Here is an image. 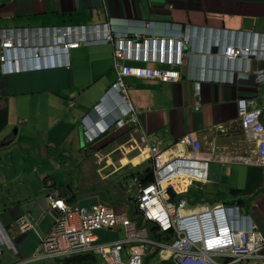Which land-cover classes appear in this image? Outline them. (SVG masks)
Here are the masks:
<instances>
[{"label":"crops","instance_id":"obj_1","mask_svg":"<svg viewBox=\"0 0 264 264\" xmlns=\"http://www.w3.org/2000/svg\"><path fill=\"white\" fill-rule=\"evenodd\" d=\"M109 18L116 19L123 30L142 29L144 22H152L160 25L161 35L189 37L191 44L185 43V49L191 51L193 47V56L178 68L180 81L129 78L130 102L140 113L142 131L148 133L151 149L164 151L166 157L187 153L183 139L190 132L196 133L203 151L212 153L214 159L209 182L194 184L190 190L208 188L218 195L216 204L231 198L230 203L239 205L240 212L249 215L264 235V166L243 160L245 156L255 158V142L245 135L237 109V101L242 98L247 99L250 109L260 107L264 83L251 75L258 76L264 70V61L248 57L226 67L214 55L218 48L211 56L205 48L208 41L218 38L217 34L226 44L256 46L264 35V0H0V29L26 31L30 37L23 49L40 50L42 59L36 65L51 66L0 74L3 224L10 227L23 214L37 217L54 189L69 202L85 207L105 202V190L116 211L132 212L125 197L107 188L112 182L109 178L119 172L132 175L137 182L135 167L145 163L149 168L148 151H131L132 139L138 142L141 133L132 124L113 127L94 143H90L85 127L84 140L80 134V125L88 122L85 118L97 107L111 117L125 114L119 95L110 92L116 82L113 48L91 44L66 51L56 41L67 29L74 31L69 41L101 39L98 27ZM83 27L95 33L90 29L84 37ZM201 49L206 55H200ZM261 121L264 125V114ZM103 124L98 125L102 129L89 128L100 132L106 129ZM17 129L22 135L12 139ZM47 181L53 186H46ZM233 190L242 194L233 195ZM188 194L189 203L197 204L198 200ZM54 220L49 215L35 231L16 235L20 257L39 254V239L52 229ZM97 236L100 241H109L122 238L123 233L103 230Z\"/></svg>","mask_w":264,"mask_h":264},{"label":"built area","instance_id":"obj_2","mask_svg":"<svg viewBox=\"0 0 264 264\" xmlns=\"http://www.w3.org/2000/svg\"><path fill=\"white\" fill-rule=\"evenodd\" d=\"M159 27L152 22H144L142 29L123 30L116 19L109 18L98 27L101 28V39L81 37L78 42H61L66 50L79 44L112 46L116 82L111 91L119 95L126 108L125 114L117 117L113 125L123 128L132 124L141 133L138 142L132 139L134 147L131 151L141 153L143 148L148 151L153 182L144 184L138 180L127 184V193L134 199L131 213L118 212L103 202L85 207L79 203H68L58 192L50 194L47 205L37 217L23 214L9 228L0 221V264L5 252L20 255L16 235L35 231L49 215H54L55 222L52 229L39 239L42 253L34 252L18 264L88 253L100 257L102 261L99 264H143L144 259H147L146 264H264V235L249 215L240 212V207L224 203L188 207L190 203L183 195L194 184L209 182L210 163L214 159L212 153L203 151L197 134L190 132L184 137L187 153H172L165 159L164 151L151 149L150 137L142 131L140 113L129 99L127 80L177 83L181 79L178 68L193 56V47H190L191 51L185 49V43L191 44L188 36L161 35ZM90 29L83 28V32ZM69 35L64 33L65 37ZM29 37L23 30L0 29V65L6 62L11 51L23 48ZM220 41L217 38L216 45L220 46ZM28 49L32 50V56L40 57V50ZM217 55L224 60L226 67L248 57L264 61V42L256 46L225 43ZM20 70V66L15 69ZM7 71L14 69L7 68ZM257 81L264 83V70L259 73ZM237 109L245 135L255 142V158L245 156L243 160L264 166V125L261 121L264 106L250 109L247 99L242 98L237 101ZM177 179L187 181L185 190L177 189ZM51 184L49 181L48 185ZM103 230L123 233V236L100 241L97 232ZM152 248L155 253L149 257L148 251Z\"/></svg>","mask_w":264,"mask_h":264},{"label":"clouds","instance_id":"obj_3","mask_svg":"<svg viewBox=\"0 0 264 264\" xmlns=\"http://www.w3.org/2000/svg\"><path fill=\"white\" fill-rule=\"evenodd\" d=\"M122 24H124V20H123V23ZM119 27H120V25H118ZM84 28V27H83ZM88 29V28H87ZM63 30V29H62ZM93 31V33H95V31H94V29L92 30ZM72 32H74V31H71V29H67V31H65V30H63L62 31V34H60L58 37H56V41H57V43H58V47L59 48H61V49H63V50H66L65 48H64V46H63V44H61V42L63 41V42H74V41H76V42H78V41H81V40H74V41H69L68 40V38H70L71 37V34L70 33H72ZM82 32H83V29H82ZM64 33H69L70 35L69 36H67V37H65L64 36ZM77 35H81L80 33H76ZM83 36H86V33H84V35ZM216 37H220L218 34H217V36ZM263 38V39H262ZM216 39L217 38H215V39H211L210 41H208L207 43H206V45H205V48H207L206 50H208L209 52H210V56H211V54H213L214 52H213V49H215V48H218V50H217V53L216 54H214L215 56H217L218 57V53L220 52V48L223 46V45H225V42H224V40L223 39H221L222 41H220V46H218V45H216ZM62 42V43H63ZM264 42V35H261L260 36V38H259V43H263ZM82 45H84V44H79V45H77L76 47H74V48H70V49H77V48H79V47H81ZM109 45V44H108ZM27 49L28 48H24V50H23V48H21V50H23L24 52H22V53H14V52H10V54H8L7 56H6V62L3 64V65H0V74H2V75H9V74H12V73H20V72H24V71H37V70H44V69H48V68H51V66L50 65H42V66H38V65H36V62L39 60V59H42V57H41V52H40V57L39 58H36L35 56H32L31 55V53H32V50H30L29 52H27ZM210 49V50H209ZM29 50V49H28ZM14 51V50H13ZM67 51V50H66ZM200 51V50H199ZM201 56H202V54L203 55H206V53H204V49H201ZM224 61V60H223ZM17 66H20L21 68H22V70H20V71H15V69L17 68ZM7 68H10V69H14V71H12V72H9V71H7L6 72V69ZM179 71V70H178ZM244 76H248V75H246V74H244ZM257 78H258V76H257ZM110 92H113V91H110ZM114 93V92H113ZM260 107H262V106H260ZM99 116H101L100 118H99ZM120 115H112V117L111 116H108L102 109H101V107H97L96 109H94V110H92L91 111V114H89L85 119H87L88 118V122L87 123H85V124H83L82 123V125L86 128V131L88 132V138L90 139V138H93V140L91 141L90 140V143H94V140L96 139V138H98L101 134H103V133H106L105 131L106 130H108V129H110V128H113V127H115L113 124H114V122H115V119L117 118V117H119ZM104 120H107V121H104ZM104 123L103 124V127L104 126H106V129H103V131L101 130L100 132H97V131H95V130H92V129H90L89 128V125H91L92 126V128L93 129H96L97 127H99L98 125L100 124V123ZM22 124V123H21ZM85 128H84V131H85ZM99 129H102V127H99ZM20 131V130H19ZM148 158V157H147ZM150 162H151V168H152V161L151 160H149ZM131 178H134L133 176H131ZM137 180H139L138 179V177H137ZM48 182L49 181H47L46 182V186H48V187H52L53 186V182H52V184L51 185H48ZM130 182H134V181H129L128 183H130ZM127 183V184H128ZM126 191H127V187H126ZM54 192H58L61 196H63L66 200H67V198L64 196V195H62L59 191H57L56 189H54V191H52V193H54ZM51 193V194H52ZM189 193V192H188ZM188 193H186V194H188ZM130 194V193H129ZM131 195V194H130ZM184 197H186L185 195H183ZM130 198V197H129ZM130 200H134L133 199V197L131 196V198H130ZM111 201V200H110ZM113 201V200H112ZM47 202H48V198H47ZM67 202L68 203H71V202H69L68 200H67ZM103 203H107L109 206H111L112 207V205H111V203L112 202H107V201H105V202H103ZM224 204H226V203H224ZM47 205V204H46ZM45 205V206H46ZM204 205V204H203ZM228 205H237V204H228ZM44 206V207H45ZM93 206V205H92ZM91 206V207H92ZM238 207H239V205H237ZM197 207V206H196ZM113 208V207H112ZM192 208H195V207H192ZM132 210H133V207H132ZM51 216H53L54 217V215H51ZM55 218V217H54ZM0 221L2 222V220H1V217H0ZM54 222H55V220H54ZM2 224H3V222H2ZM4 225V224H3ZM5 226V225H4ZM6 227V226H5ZM7 228H9V227H7ZM18 247V246H17ZM18 250H19V248H18ZM20 252V251H19ZM5 253H8V252H5ZM5 253H4V255H5ZM92 254V253H91ZM81 255H86V254H81ZM94 255V254H93ZM76 256H78V255H76ZM4 257V256H3ZM3 257H2V262H3ZM15 257H18V256H15ZM29 257H31V255L29 256ZM29 257H26V258H29ZM71 257H74V256H71ZM23 257L21 256V259H22ZM64 258H68V257H63V258H58V259H44V260H60V259H64ZM20 262V261H19ZM35 262V261H34ZM33 262H31L30 264H32Z\"/></svg>","mask_w":264,"mask_h":264},{"label":"rangeland","instance_id":"obj_4","mask_svg":"<svg viewBox=\"0 0 264 264\" xmlns=\"http://www.w3.org/2000/svg\"><path fill=\"white\" fill-rule=\"evenodd\" d=\"M108 134L105 133L103 136H106ZM97 167V165H96ZM99 167V166H98ZM115 166L112 165V168H114ZM147 168V164H139L137 167H135L133 174L135 176H138L139 174L143 173L145 171V169ZM97 171H99V168L97 169ZM120 173V172H119ZM115 174L114 176L110 177V181L111 185L109 188H107L108 190L111 191V189L113 188V191L118 194L121 195L123 197H125L124 199L126 201H128V203L133 207L134 206V202L132 200L129 199V196L133 197V195L127 193L126 191V187H127V183L129 181H133L134 179L129 177V176H124V174ZM132 176V175H131ZM100 178H102L103 176L100 175ZM109 183V182H108ZM114 185V187H113ZM102 191V190H101ZM100 191V192H101ZM208 188H204V187H193L190 190V193L188 194V197L194 200H198L197 204L196 203H190L188 205V207H196L199 205H203L202 203L206 204V205H214L216 204L217 200H219L218 195L213 194L208 192ZM102 194H104L106 196V201L110 203V198L111 195H109V193L107 191H102ZM231 198H229L228 200L225 201V203L231 204L230 203ZM110 240V239H109ZM39 253H42L41 251H39ZM155 253L154 248L150 249L148 251L149 257H152L153 254ZM166 253H163V255H165ZM7 255V256H6ZM10 255L9 253H5L4 257H3V264H17V262L21 261V257H15V256H8ZM88 255H93L91 253H88L86 255H78V256H74V257H68V258H64V259H60V260H38L33 262L32 264H89L92 261H82L85 257H87ZM81 257V258H80ZM97 257V256H96ZM102 259L100 257H97V261L95 263L99 264L101 263ZM147 263V259H144L143 264Z\"/></svg>","mask_w":264,"mask_h":264},{"label":"trees","instance_id":"obj_5","mask_svg":"<svg viewBox=\"0 0 264 264\" xmlns=\"http://www.w3.org/2000/svg\"><path fill=\"white\" fill-rule=\"evenodd\" d=\"M149 168H147L143 173L138 175V179L142 181V183L144 184H148L153 182L154 178H153V173H152V168H151V162L150 165L148 166ZM233 195H237V194H242L240 191H232ZM185 196L187 194H184ZM188 197V196H187ZM227 204V203H226ZM81 258V257H80ZM91 260L92 262L89 264H96L95 262L97 261V257L96 255H88L87 257H85L82 261H89Z\"/></svg>","mask_w":264,"mask_h":264},{"label":"water","instance_id":"obj_6","mask_svg":"<svg viewBox=\"0 0 264 264\" xmlns=\"http://www.w3.org/2000/svg\"><path fill=\"white\" fill-rule=\"evenodd\" d=\"M214 50H215V49H213V52H214ZM251 78H252L253 80H255V79L257 78V75L252 74V75H251ZM259 102H260V106H264V94L260 96V98H259ZM83 131H84V126H83V125H80V134H81V138H82V140H84V133H83ZM17 135H18V137H17L18 139H19L20 136L22 135L21 132H20L18 129L15 130V131L13 132V134L11 135V136H12V139H13V138H16ZM110 202H112V200H111Z\"/></svg>","mask_w":264,"mask_h":264},{"label":"bare ground","instance_id":"obj_7","mask_svg":"<svg viewBox=\"0 0 264 264\" xmlns=\"http://www.w3.org/2000/svg\"><path fill=\"white\" fill-rule=\"evenodd\" d=\"M166 156H167V154H164L163 158L166 159L167 158ZM175 183H176L177 189H179V190H185L188 186L187 181H185L184 179H177V180H175Z\"/></svg>","mask_w":264,"mask_h":264}]
</instances>
